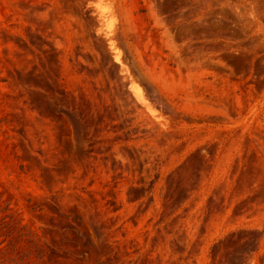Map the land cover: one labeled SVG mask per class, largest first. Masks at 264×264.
<instances>
[{"label":"rangeland","instance_id":"1","mask_svg":"<svg viewBox=\"0 0 264 264\" xmlns=\"http://www.w3.org/2000/svg\"><path fill=\"white\" fill-rule=\"evenodd\" d=\"M0 264H264V0H0Z\"/></svg>","mask_w":264,"mask_h":264}]
</instances>
